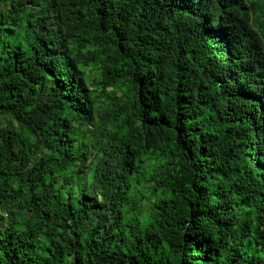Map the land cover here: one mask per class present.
Masks as SVG:
<instances>
[{"label": "trees", "instance_id": "trees-1", "mask_svg": "<svg viewBox=\"0 0 264 264\" xmlns=\"http://www.w3.org/2000/svg\"><path fill=\"white\" fill-rule=\"evenodd\" d=\"M0 264H264V0H0Z\"/></svg>", "mask_w": 264, "mask_h": 264}]
</instances>
